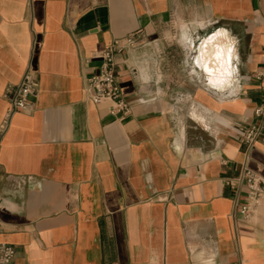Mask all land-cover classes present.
Here are the masks:
<instances>
[{"label":"crops","instance_id":"1","mask_svg":"<svg viewBox=\"0 0 264 264\" xmlns=\"http://www.w3.org/2000/svg\"><path fill=\"white\" fill-rule=\"evenodd\" d=\"M137 32L121 118L86 88L94 54ZM220 32L229 55L201 58ZM216 64L229 82L210 84ZM30 66L36 108L2 133ZM263 105L264 0H0V243L14 264H264V198L238 181ZM249 166L264 182V146Z\"/></svg>","mask_w":264,"mask_h":264},{"label":"built area","instance_id":"2","mask_svg":"<svg viewBox=\"0 0 264 264\" xmlns=\"http://www.w3.org/2000/svg\"><path fill=\"white\" fill-rule=\"evenodd\" d=\"M139 33H131L123 41L115 40L104 49L94 54L95 59L102 61L100 68L89 78L86 92L94 105L108 103L111 115L126 117L130 113L121 87L116 55L134 49L140 41ZM35 44V43H34ZM39 95V80L31 66L25 72L21 82L9 86L4 98L9 108L2 124V133L8 128L11 117L18 112H33ZM256 122L242 128L240 145L244 151L245 161L240 168L238 181L248 189V199L257 203L264 197V182L250 168L253 151L260 145L264 146V105L254 111ZM249 204L241 213L247 215ZM16 249L7 243H0V264H14Z\"/></svg>","mask_w":264,"mask_h":264},{"label":"bare ground","instance_id":"3","mask_svg":"<svg viewBox=\"0 0 264 264\" xmlns=\"http://www.w3.org/2000/svg\"><path fill=\"white\" fill-rule=\"evenodd\" d=\"M223 34V32H220L219 34H216L215 36L209 38L206 42V44L204 45V49L201 50L200 52V55H201V58H206V57H209V58H212L211 57V53L212 51H214V49H216V54H215V58L213 57V59H215L216 61H221V59L226 56V55H229V49L226 48V47H214V43L216 40L219 39V37H221ZM217 65V64H216ZM218 68H209V67H205V70L206 72L208 73L209 75V82L210 84H214L217 85L218 83L221 84V83H227L229 82V80L227 79V74H224L223 71H221V68H219V66L222 67L223 69V64H219L217 65ZM222 85V84H221Z\"/></svg>","mask_w":264,"mask_h":264},{"label":"rangeland","instance_id":"4","mask_svg":"<svg viewBox=\"0 0 264 264\" xmlns=\"http://www.w3.org/2000/svg\"><path fill=\"white\" fill-rule=\"evenodd\" d=\"M162 32L164 33L163 34L164 38L169 39L170 41H174V43L176 45L175 47L177 49L176 54L181 56L183 53H182L181 48H179L180 47L179 38L181 35L180 25L171 24L169 26L164 27Z\"/></svg>","mask_w":264,"mask_h":264}]
</instances>
